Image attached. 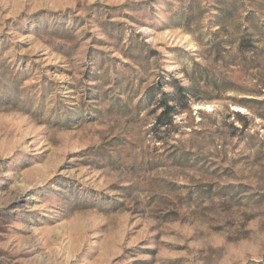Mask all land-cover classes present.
I'll list each match as a JSON object with an SVG mask.
<instances>
[{
	"label": "rangeland",
	"instance_id": "obj_1",
	"mask_svg": "<svg viewBox=\"0 0 264 264\" xmlns=\"http://www.w3.org/2000/svg\"><path fill=\"white\" fill-rule=\"evenodd\" d=\"M0 264H264V0H0Z\"/></svg>",
	"mask_w": 264,
	"mask_h": 264
},
{
	"label": "trees",
	"instance_id": "obj_2",
	"mask_svg": "<svg viewBox=\"0 0 264 264\" xmlns=\"http://www.w3.org/2000/svg\"><path fill=\"white\" fill-rule=\"evenodd\" d=\"M163 95V98L160 100L159 105H161V107H164V109L161 111V113L157 116V123H161L162 124V118L166 115L169 117H173V115L177 114V107L176 105H172L170 103V100H172L173 97H171L172 93L169 92H165L162 91L161 92ZM167 95H169L170 98L167 97ZM175 95L178 96V98H182L184 99L186 102L189 99L188 95L186 94V87L185 86H181V85H177L176 87V91H175Z\"/></svg>",
	"mask_w": 264,
	"mask_h": 264
}]
</instances>
